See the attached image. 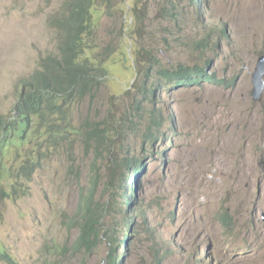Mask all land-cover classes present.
Returning a JSON list of instances; mask_svg holds the SVG:
<instances>
[{
	"label": "rangeland",
	"instance_id": "obj_1",
	"mask_svg": "<svg viewBox=\"0 0 264 264\" xmlns=\"http://www.w3.org/2000/svg\"><path fill=\"white\" fill-rule=\"evenodd\" d=\"M61 3L0 0L1 118L13 114L19 82L40 68L41 58L58 52L49 18ZM94 24L93 52L101 56L114 48L116 53L106 64L109 77L98 96L87 94L69 105L73 132L85 121L99 120L109 100H123L121 94L152 69L148 56L138 62L127 55L124 39L155 44L162 66L199 65L205 55L198 39L211 28L225 26L228 33L210 54V71L224 85L190 86L164 95L159 132H166L168 140L157 143L155 137L161 157L143 159L148 172L138 173L136 239L129 255L118 243V259L122 256L124 264H156L162 256V264H264V98L252 102L249 95L250 75L259 55L264 56V0H112L107 13L94 12ZM134 64H140L139 77ZM231 78L233 86L226 84ZM169 113L172 121L165 118ZM36 127L9 153V163L21 165L30 157L45 167L35 171L22 194L11 195L13 179L0 192V264H109V245L99 244L91 253L76 251L78 230L65 225L78 212L80 191L73 173L78 167L85 182L87 168L93 167L91 147L84 153L74 134V147L62 150L63 155L43 144L48 156L43 161ZM41 128L45 135L54 130L47 123ZM137 135L127 145L140 159L147 143L142 146ZM98 155L107 157L101 149ZM224 211L233 219L231 234L219 220Z\"/></svg>",
	"mask_w": 264,
	"mask_h": 264
},
{
	"label": "trees",
	"instance_id": "obj_2",
	"mask_svg": "<svg viewBox=\"0 0 264 264\" xmlns=\"http://www.w3.org/2000/svg\"><path fill=\"white\" fill-rule=\"evenodd\" d=\"M96 6L97 0H62L57 10L50 16L49 24L56 29L58 35V52L56 55L41 58L40 68L19 82L18 100L13 114L6 118L0 117V192L4 194L3 186L8 180L13 179L11 195L22 194L24 184L31 180L35 171L45 167V165L40 167L38 160L30 157L25 158L21 165L8 162L11 148L18 149L26 141L33 125L38 126L35 133L39 138L38 146L43 158H48L42 151L43 144L46 149L54 145L57 152L63 155L62 150L69 151L74 147L75 134L84 153L91 147L93 167L87 168L85 182L81 181L79 168L75 167L73 179L80 191L77 201L78 212L65 225L69 230H78L74 245L76 251L91 253L95 246L108 244L109 264H117L116 247L121 234L116 236L118 227L131 224L130 221L135 217L133 207L139 201V198L133 201L137 196L136 180L130 177L129 173L132 170L144 171L145 164L141 158L127 157L128 151L124 156L123 141L129 133V128L122 124V117L118 121L115 115L110 114L101 123L85 121L82 128L73 132L68 112L69 105L80 102L85 95L90 94L93 99L92 91L101 83L96 76L108 75L106 64L116 53L114 48L106 49L101 56L93 52L92 41L95 32L93 12ZM210 30L213 36L217 37L218 45L228 37L225 26L218 30ZM158 56L159 54H154L150 60L152 64L161 66ZM161 69L162 66L153 71L154 75L146 71L145 76L148 79L154 78ZM163 74L170 75L167 72ZM194 75L207 78L201 68L184 67L172 74L176 80H190ZM157 118L156 114L152 115L139 131L143 132L144 139L150 143L148 152L143 154L150 156H155L156 146L152 129L161 125ZM42 123L45 125L47 123L49 129H54L51 135H45L41 128ZM136 131L137 128L130 132ZM100 149L107 156L103 160L98 155ZM100 162L103 164L97 166ZM70 172H74V167L70 168ZM128 178L131 181L129 191ZM11 195L5 194L8 198ZM125 200H128L127 205L124 204ZM106 219H109L110 223L105 224ZM219 219L226 228L233 226V220L226 211L219 214ZM132 223L136 234L138 223L137 221ZM128 231L131 232L132 228ZM122 242L123 247L128 245Z\"/></svg>",
	"mask_w": 264,
	"mask_h": 264
},
{
	"label": "clouds",
	"instance_id": "obj_3",
	"mask_svg": "<svg viewBox=\"0 0 264 264\" xmlns=\"http://www.w3.org/2000/svg\"><path fill=\"white\" fill-rule=\"evenodd\" d=\"M111 6H112V0H97V6H96V9L94 10V12L98 11L100 8V9H103L104 13H107ZM94 12H93V16H94ZM94 29H96L95 24H94ZM211 29H214V28H211ZM124 40L127 44V48H126L127 49V55L129 56V53H128V51H129L133 56L137 57L138 62H139V58L141 55H146V56H148L149 59H151L152 55L160 54V52H161L160 49L155 48L156 47L155 44H151V46H147L146 44H142V42L140 40H138L137 38H134V37H131L129 39H124ZM162 43H163V46L167 45V43L165 44V41ZM198 44H199L200 51H202L205 55L204 62L202 64H199V65H197V64L174 65V66H167V65L162 66L161 65L162 69L156 77H154V78L151 77L150 79H148L146 76H144V79L142 81L136 80L132 84L131 90H129L128 92H126L124 94H121L123 96V100H117V101L109 100L103 116L99 120H91V119L89 120V122H92V123H101L110 114L115 115V117L118 121H119L120 117L123 118L122 124L126 128H129V133L127 134L125 140L123 141L124 156L127 154V151H128L127 157H129V158L134 157L130 153L127 143H128V140L130 139V137L135 136L136 134H138L137 136H139L142 146H145V144L147 143V145L142 148L141 159H144L147 155H149V154H143V153L148 152L149 147H150V143H148V141H146L144 139L143 132L140 133L139 131H141V129L146 125L148 119L152 115L156 114L158 117L157 121L161 122V125L159 127L152 129V135L154 136V138H153L154 143H155V137H157V136L159 137L157 143L165 142L166 140H168V135H166V132H163V133L159 132V130L163 128V121H164L162 118L159 117V109L162 108V106L164 105V95L165 94L167 96V94L169 92H173V91H176L178 89H186L190 86H192V87L199 86V87L203 88L207 85H215V86H219V87L224 85V83H225L224 79H221V77L217 76L214 72L210 71V65L214 61V57H210V54L212 53V50H213L211 47H217L218 46L217 37L213 36V34L210 30L208 33L202 35L198 39ZM56 54H57V52L55 54H49V55H56ZM263 57L264 56L259 55L258 61L255 65V69L261 70L259 72L258 80H256V82H253V74L255 73V70H254V73H252L250 75L251 88L249 91V95H250V99L252 102H253V100H256V99L262 100L264 98V66H263V62L261 61V59ZM134 66H135V69H134L135 74L137 75V77H139L140 64H139V67H137L135 64H134ZM161 66L152 64V69L148 68V69L144 70L142 73L145 75V72L147 71L150 73V75H154L153 71H155L157 68H159ZM184 67L197 68V69L201 68L202 71H204V74L207 75V78H204L203 76L201 77L200 75H194V76L190 77V80H176L172 76V74L178 72V70L180 68H184ZM164 72L170 73V75L164 76V74H163ZM108 77H109L108 75H102V74H99L98 76H96L97 80L101 81V83L98 85V87L92 91V92H95L96 97L98 96L101 85L103 84V82L106 79H108ZM197 78H199V79H197ZM202 79H204V80L202 81ZM234 81H235V78H231L229 80V83H226V84L233 86ZM18 85H17V90H18ZM236 85H237V83L235 84V86ZM261 85H262V91L257 95H253L252 92H253L254 88L259 87ZM155 89H157V90L154 92ZM17 92H19V91H17ZM88 95H89V98L91 99L90 94H88ZM153 98H155V99L153 101H151ZM159 104H161V107H156V105H159ZM171 116H172V118H171ZM173 117H174V115L172 113H169L168 115L165 116V118L167 120L170 119L171 121L173 120ZM141 119L143 120L142 127H140V125H139ZM170 125L173 128V130H175L174 129L175 124L170 123ZM82 127L83 126H81L80 128H82ZM150 127H152V123H150ZM136 128H137L136 133L130 132ZM80 146H81V143H80ZM156 149H157V147L155 146L154 150H156ZM162 155H164V153H162ZM157 156L161 157V154H159L158 151H155V156L150 157V155H149V159L155 161ZM134 158H136V157H134ZM47 159L48 158L44 157L43 161H46ZM143 163L145 164L144 171H143V169H140L139 172H137L136 170H135V172H133V170H132V172L129 173L130 177L132 176L136 180L137 196H136V198L133 199V201L138 199V191H139L138 173L141 175H144L148 172V168H147L148 163H146V161H144V160H143ZM85 181H86V177H85ZM130 182H131L130 178H128L127 186L129 189H130ZM129 189H127V191H129ZM118 192H121V191L118 190ZM124 204L127 205L128 200H125ZM137 206L138 205L136 204L133 207L135 217H134L133 221H130L131 224L121 225V227H118V232L116 233V236L118 237V235L120 233L122 234V232L125 230L126 234H125L123 239H120L119 243H121L122 246H123L122 241H124L125 243L128 244L126 247L125 246L123 247V248H125L124 252L126 255H129L130 249L133 245V242L136 239L135 238L136 234H134L133 229L131 232H129L128 230H129V228H132V224H133L132 222H134L137 219V215H136ZM221 224H222V222H221ZM222 226L227 230L228 234L232 233L233 226L231 228H226L223 224H222ZM119 238H120V236H119ZM155 252H158V251H155ZM116 258H118L117 255H116ZM119 259H120V264H124V262L122 261V256L119 257ZM119 259H117V262ZM163 260H164V257L162 256L161 260L158 261V263H156V264H162Z\"/></svg>",
	"mask_w": 264,
	"mask_h": 264
},
{
	"label": "water",
	"instance_id": "obj_4",
	"mask_svg": "<svg viewBox=\"0 0 264 264\" xmlns=\"http://www.w3.org/2000/svg\"><path fill=\"white\" fill-rule=\"evenodd\" d=\"M261 61L263 62V66H264V57L261 59ZM261 70L259 69H255V73L253 74V82H256V80H258V77H259V72ZM262 91V85L259 86V87H255L252 94L253 95H257L259 94L260 92Z\"/></svg>",
	"mask_w": 264,
	"mask_h": 264
}]
</instances>
